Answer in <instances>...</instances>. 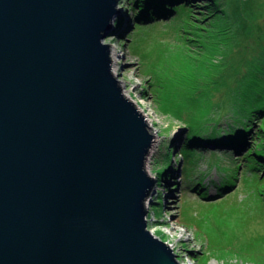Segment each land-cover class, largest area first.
<instances>
[{"label": "water", "instance_id": "1", "mask_svg": "<svg viewBox=\"0 0 264 264\" xmlns=\"http://www.w3.org/2000/svg\"><path fill=\"white\" fill-rule=\"evenodd\" d=\"M115 5L0 0V264H183L146 228L152 134L101 41Z\"/></svg>", "mask_w": 264, "mask_h": 264}, {"label": "rangeland", "instance_id": "2", "mask_svg": "<svg viewBox=\"0 0 264 264\" xmlns=\"http://www.w3.org/2000/svg\"><path fill=\"white\" fill-rule=\"evenodd\" d=\"M115 3L118 11L101 41L117 54L114 76L129 98L121 93L152 134L144 161L154 181L144 200L146 228L179 262L264 264V181L239 165L238 152H194L186 165L190 178L206 189L203 197L190 188L192 180L185 183L179 147L189 113L198 118L203 111L211 125L229 121L226 109L215 112L214 105L244 64H259L258 58L246 59L264 38V0H190V14L144 23L136 22L133 0ZM225 178L232 189L217 197L214 184Z\"/></svg>", "mask_w": 264, "mask_h": 264}, {"label": "trees", "instance_id": "3", "mask_svg": "<svg viewBox=\"0 0 264 264\" xmlns=\"http://www.w3.org/2000/svg\"><path fill=\"white\" fill-rule=\"evenodd\" d=\"M180 1L133 0V4L137 7L136 19L139 20L136 22H149V19L153 21L154 17L167 18L168 15L174 16V13H176L175 16L186 12L190 14V8H185L186 3H190V0ZM178 2L180 4H177ZM260 40L261 38H259ZM259 47L260 50H256L257 54H255L256 51H250L249 57L246 59L258 58L259 64L253 66L244 64L238 78L231 81L234 83L230 82L225 89V97H222V102L214 105L215 112H218V108L222 107L226 109L224 115L230 117L228 122L225 121L224 126L220 125L221 121L213 125L206 123L203 111L198 112L200 114L198 118H193L192 112L188 114L190 124L187 126L185 136L179 146L183 156V177L185 183L192 180L193 184L190 188L203 197L208 196L206 189L202 188L203 185L199 179L190 178L191 173L186 165L187 159H191L194 152L200 154L201 151L210 149L221 150L225 153L226 151L229 153L238 152L239 156L234 159L240 163L239 165H243V167L248 165L252 172L257 173V178L264 181V38ZM255 126H257V131L252 133L251 130ZM255 134L256 136H254ZM166 155L168 156V154ZM212 158L216 157L213 155ZM167 175H164V178L169 177ZM230 183V178L218 181L214 184L216 188L214 195L220 197V193L223 191L224 193L230 191L232 189ZM176 186L175 184L171 188L174 189Z\"/></svg>", "mask_w": 264, "mask_h": 264}, {"label": "bare ground", "instance_id": "4", "mask_svg": "<svg viewBox=\"0 0 264 264\" xmlns=\"http://www.w3.org/2000/svg\"><path fill=\"white\" fill-rule=\"evenodd\" d=\"M109 54H110V60H111V62H110V66H112V65H114V63L116 62L117 54H115V52H113L111 49H109ZM111 72H112L113 75H117V73H118V71L116 70V68H115L114 66L111 67ZM118 82L120 83L121 87L123 88V87H124L123 81H122V80H119ZM121 90H122V89H121ZM127 92H128V91H127L126 89L122 90V93H123L124 95H126V97L129 98V95H127ZM146 156H147V155H146ZM146 159H147V158H145V162H147ZM145 162H144L143 168H144V170H145V173L147 174V171L149 172V170H146V168H145ZM147 175H148V174H147ZM148 176H149V175H148Z\"/></svg>", "mask_w": 264, "mask_h": 264}, {"label": "built area", "instance_id": "5", "mask_svg": "<svg viewBox=\"0 0 264 264\" xmlns=\"http://www.w3.org/2000/svg\"><path fill=\"white\" fill-rule=\"evenodd\" d=\"M182 263H183V264H191V263H189V262H185V261H183Z\"/></svg>", "mask_w": 264, "mask_h": 264}]
</instances>
